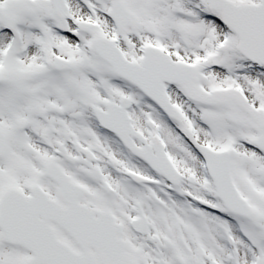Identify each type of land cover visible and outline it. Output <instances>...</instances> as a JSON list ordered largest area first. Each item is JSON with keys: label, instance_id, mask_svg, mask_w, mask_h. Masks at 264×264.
I'll return each instance as SVG.
<instances>
[{"label": "snow or ice", "instance_id": "6c2138e0", "mask_svg": "<svg viewBox=\"0 0 264 264\" xmlns=\"http://www.w3.org/2000/svg\"><path fill=\"white\" fill-rule=\"evenodd\" d=\"M0 264H264V0H0Z\"/></svg>", "mask_w": 264, "mask_h": 264}]
</instances>
